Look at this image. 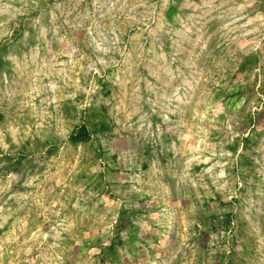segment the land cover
Returning a JSON list of instances; mask_svg holds the SVG:
<instances>
[{"label": "rangeland", "instance_id": "rangeland-1", "mask_svg": "<svg viewBox=\"0 0 264 264\" xmlns=\"http://www.w3.org/2000/svg\"><path fill=\"white\" fill-rule=\"evenodd\" d=\"M0 264H264V0H0Z\"/></svg>", "mask_w": 264, "mask_h": 264}]
</instances>
